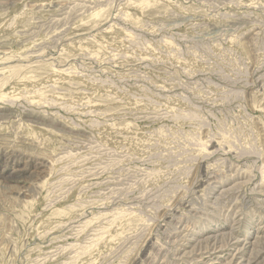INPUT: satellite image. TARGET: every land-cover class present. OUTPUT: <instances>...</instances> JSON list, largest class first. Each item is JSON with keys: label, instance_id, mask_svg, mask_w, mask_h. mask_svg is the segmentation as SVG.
<instances>
[{"label": "rangeland", "instance_id": "obj_1", "mask_svg": "<svg viewBox=\"0 0 264 264\" xmlns=\"http://www.w3.org/2000/svg\"><path fill=\"white\" fill-rule=\"evenodd\" d=\"M0 264H264V0H0Z\"/></svg>", "mask_w": 264, "mask_h": 264}, {"label": "bare ground", "instance_id": "obj_2", "mask_svg": "<svg viewBox=\"0 0 264 264\" xmlns=\"http://www.w3.org/2000/svg\"><path fill=\"white\" fill-rule=\"evenodd\" d=\"M16 172H17V171H16ZM210 238H211V237H210ZM238 241H239V240H238ZM235 242H236V241H235ZM241 243H242V242H241ZM241 243H240V244H241ZM232 244H233V243H232ZM247 244H248V243H247ZM233 246H234V244H233ZM244 246H245V245H244ZM242 247H243V245H242ZM241 251H242V250H241Z\"/></svg>", "mask_w": 264, "mask_h": 264}]
</instances>
